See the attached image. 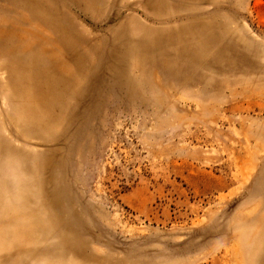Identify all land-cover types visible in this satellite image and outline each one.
<instances>
[{
	"label": "rangeland",
	"instance_id": "374dc122",
	"mask_svg": "<svg viewBox=\"0 0 264 264\" xmlns=\"http://www.w3.org/2000/svg\"><path fill=\"white\" fill-rule=\"evenodd\" d=\"M0 264H264V0H0Z\"/></svg>",
	"mask_w": 264,
	"mask_h": 264
},
{
	"label": "bare ground",
	"instance_id": "6f19581e",
	"mask_svg": "<svg viewBox=\"0 0 264 264\" xmlns=\"http://www.w3.org/2000/svg\"><path fill=\"white\" fill-rule=\"evenodd\" d=\"M34 62V61H33ZM32 118H34V117H32ZM35 119V118H34ZM36 121V120H35ZM47 121V120H46ZM28 122H31L30 120H28ZM27 122V123H28ZM37 122V121H36ZM40 123V122H39ZM24 125H26V124H24ZM31 125V124H30ZM37 126H38V123H37ZM29 127V126H28ZM37 128V127H36ZM40 129V128H39ZM29 133H27V135H28ZM37 136V135H36ZM37 138V137H36Z\"/></svg>",
	"mask_w": 264,
	"mask_h": 264
}]
</instances>
